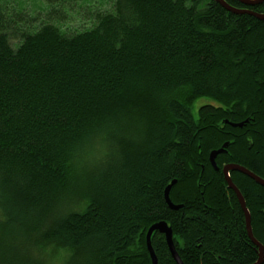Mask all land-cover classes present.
Segmentation results:
<instances>
[{"label":"trees","instance_id":"trees-1","mask_svg":"<svg viewBox=\"0 0 264 264\" xmlns=\"http://www.w3.org/2000/svg\"><path fill=\"white\" fill-rule=\"evenodd\" d=\"M41 1L35 29L0 3V264H43L46 250L64 264H152L146 235L160 222L183 264H255L206 151L227 141L221 129L237 134L226 121L254 120L256 144L244 134L236 157L264 180V21L214 0H114L67 35L50 15L67 0ZM224 1L264 14V2ZM241 179L264 247V187ZM151 246L157 264H176L164 234Z\"/></svg>","mask_w":264,"mask_h":264},{"label":"rangeland","instance_id":"rangeland-1","mask_svg":"<svg viewBox=\"0 0 264 264\" xmlns=\"http://www.w3.org/2000/svg\"><path fill=\"white\" fill-rule=\"evenodd\" d=\"M186 1L188 3H197L199 6H201L205 4L207 0ZM0 3L4 6V9L1 10L5 14V19H18L17 17H21L25 20L23 24L24 28H38L40 27L43 20L47 21V18L49 16V7H47L45 5V2L41 0H0ZM113 3L114 0H67L59 7L55 6L53 8L57 14L50 11V15L52 14V17L55 20L53 23L58 26L59 29L65 34L70 35L90 28L95 21V15H93V13L95 12L97 14L101 11H110L113 8ZM18 25H20V23H17L15 26ZM13 40L14 42H12V44L14 46L18 45L19 42L17 38L16 40L13 38ZM202 102H198L195 104V111ZM133 129L135 130L134 127ZM215 129L219 132L223 131L222 129L221 131L218 130L217 127H215ZM221 139L222 138L218 136V140ZM213 146L214 145L210 146L206 151V153L209 152L208 157L210 152L214 148ZM101 152V150L96 149L91 155H88V157L86 156V163L97 164L99 162V159L102 157ZM246 208L250 214L247 205ZM42 259L43 260H41V262H43V264H64L65 254L62 251L46 250L42 254Z\"/></svg>","mask_w":264,"mask_h":264},{"label":"water","instance_id":"water-1","mask_svg":"<svg viewBox=\"0 0 264 264\" xmlns=\"http://www.w3.org/2000/svg\"><path fill=\"white\" fill-rule=\"evenodd\" d=\"M214 1L219 3L228 12H231V13L236 14V15L247 14V15L255 17L256 19H258L260 21H264V14H262V15L261 14H256V13H253V12H251L249 10H243V9H237V8L231 7L224 0H214ZM238 1L241 4H243L244 6H248V7L256 6V5H259V4L264 2V0H238ZM233 126L240 127L242 125L235 124ZM222 152H223L222 150L221 151L218 150V151H215V152L211 153L210 159L212 161L213 167L216 168V165L214 163V158L218 154H220ZM229 170L235 171V172H239V173L243 174L244 176H246L249 179L253 180L256 184H258V185H260L262 187H264V180L261 177H259V176L255 175L254 173L250 172L249 170H247L245 168H242L240 166H237V165L230 166V167H228V168H226L224 170V173H225V176H226V181H227L229 187L237 195L238 200H239L240 205H241V208H242V210L244 212L245 221H246V231H247L248 237L250 238L252 243L259 249V259H258V261L255 264H264V247L255 239V237L253 235L252 226H251V217H250V214H249V212H248V210L246 208L245 200H244L242 194L240 193V191L236 188V186L232 183L231 179L228 177V171ZM174 185H175V182H173L171 185H169L166 188V190H165V201H166V203H167V205L169 206L170 209L176 210V209H179L180 206L174 205L172 203V201L170 200V192H171V190H172ZM155 232L164 234L165 240H166V243H167V246L169 248V251L171 253L172 258L174 259L176 264H183L182 260L180 259L179 254H178V251H177V249L175 247L174 238H173V232H172L171 228L167 225V223L160 222L158 224L153 225L150 228V230H149L148 238H150L152 236V234H154ZM147 248H148V252L150 254V258H151L152 264H157V259H156V256L154 254V251L152 249L151 243L148 242Z\"/></svg>","mask_w":264,"mask_h":264},{"label":"flooded vegetation","instance_id":"flooded-vegetation-1","mask_svg":"<svg viewBox=\"0 0 264 264\" xmlns=\"http://www.w3.org/2000/svg\"><path fill=\"white\" fill-rule=\"evenodd\" d=\"M242 121L240 120V122H236V123H229L228 121L225 122L226 125L231 126L232 128H238L237 129L238 132H237V134L235 136H233V133H231L230 131H228L226 129L223 130V131H226V133L228 134L226 136L227 141L224 142L221 145V147L214 148L211 151V152H215V151H218V150H220V151L222 150L223 151L222 153L218 154L217 157L214 158L215 163L218 166V167L216 166L217 168H215V167L213 168L212 161L210 159L211 152H210L209 157H208V161H209L210 167L213 168L214 170L216 169L215 170L216 172H218L220 170L221 175L224 178L223 180H224V183H225V186H226V194H227L228 199L231 200V197H232L231 194H233L235 196V198L237 199L241 210H242V208H241V205H240V202L238 200L237 195L235 194V192L227 184L224 170L226 168L230 167V166H233V165L240 166V167L245 168L247 170H249L252 167H254L253 164L250 165V163H247V162L245 164V163L242 162V159H240V157H238V158L236 157V153H237V150H238V148H237L238 145L240 143H242V141L245 140L244 134H245V136L247 135L246 139H247V142H249L248 143L249 144V146H248L249 148L254 147L255 144H256V142L254 141V137H252V135H251L252 132L250 131V128H245V125H252V123H254V120H250V119L246 120L245 119L244 123ZM241 122H242V124H241ZM235 124H239V125H242V126L235 127V126H233ZM239 174L241 175V178L244 176L241 173H239ZM228 177L231 179L232 183L236 186V188H238L240 190V192L242 193V196L244 198L243 192H242V190L240 188V183L242 182V179L238 177V172L236 173L234 171H230L229 170L228 171ZM230 191L232 193H230ZM244 200H245V198H244ZM245 203H246V201H245ZM242 212H243V210H242ZM243 215H244V212H243ZM250 216H251V214H250ZM244 218H245V215H244ZM245 229H246V221H245ZM258 252H259V249L257 251V254H258Z\"/></svg>","mask_w":264,"mask_h":264},{"label":"bare ground","instance_id":"bare-ground-1","mask_svg":"<svg viewBox=\"0 0 264 264\" xmlns=\"http://www.w3.org/2000/svg\"><path fill=\"white\" fill-rule=\"evenodd\" d=\"M212 153V152H211ZM217 157V156H216ZM215 161V160H214ZM214 168V167H213ZM216 170V169H215ZM228 184V183H227ZM149 230H150V228H149ZM149 230L147 231V235H146V245H148V242L149 243H151V237L150 238H148V236H149ZM152 262V261H151Z\"/></svg>","mask_w":264,"mask_h":264}]
</instances>
